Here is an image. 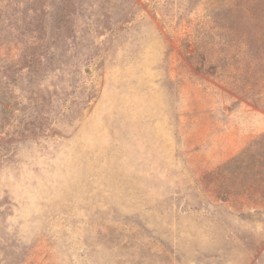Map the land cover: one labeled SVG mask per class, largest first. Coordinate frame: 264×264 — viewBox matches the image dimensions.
<instances>
[{
  "label": "rangeland",
  "instance_id": "rangeland-1",
  "mask_svg": "<svg viewBox=\"0 0 264 264\" xmlns=\"http://www.w3.org/2000/svg\"><path fill=\"white\" fill-rule=\"evenodd\" d=\"M248 1L0 0V264H264Z\"/></svg>",
  "mask_w": 264,
  "mask_h": 264
},
{
  "label": "trees",
  "instance_id": "trees-1",
  "mask_svg": "<svg viewBox=\"0 0 264 264\" xmlns=\"http://www.w3.org/2000/svg\"><path fill=\"white\" fill-rule=\"evenodd\" d=\"M230 8H231L230 12L231 11H232V13L238 12V9L234 8V6H232ZM243 9L244 10L241 13H242L244 19L246 20V22L249 24L248 28H250V33H248L249 37L252 36V37H254L256 42H261L263 44V42H264V8H263V6L261 5V3L260 4L255 3V0H249L248 2H246V5L244 6ZM263 46H264V44H263ZM223 60H225V59H223ZM204 63H206V60L203 61V65H205ZM258 65H259L258 62L252 64L251 69L254 70L255 73L259 72ZM212 66L215 68L217 66V64L212 65ZM198 68L202 69L204 72H207L211 75H214L213 72H211V73L208 72L207 68L205 66H203V67L201 66ZM214 71H215V69H214ZM239 77H241V75H239ZM260 79L263 80L264 76H260ZM237 81L242 82L241 89H242V91L245 90L246 94L244 96L248 97L247 92H248V89H250V87H248L247 85L249 82L247 83V81L243 78H241ZM234 87H236V86L233 85V89H234ZM244 155H245V151L242 152L240 154V156L237 157V159H239V158L244 159ZM243 159H240V161H242Z\"/></svg>",
  "mask_w": 264,
  "mask_h": 264
}]
</instances>
